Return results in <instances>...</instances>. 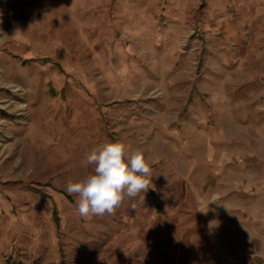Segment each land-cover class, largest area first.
<instances>
[{
	"label": "rangeland",
	"instance_id": "obj_1",
	"mask_svg": "<svg viewBox=\"0 0 264 264\" xmlns=\"http://www.w3.org/2000/svg\"><path fill=\"white\" fill-rule=\"evenodd\" d=\"M113 1L0 0V264H216L264 214V0ZM109 142L149 189L81 217Z\"/></svg>",
	"mask_w": 264,
	"mask_h": 264
},
{
	"label": "clouds",
	"instance_id": "obj_2",
	"mask_svg": "<svg viewBox=\"0 0 264 264\" xmlns=\"http://www.w3.org/2000/svg\"><path fill=\"white\" fill-rule=\"evenodd\" d=\"M84 161L92 170L66 185V191L76 197L81 217L115 215L125 197L143 199L149 189L151 166L140 149L128 150L122 142H109L85 153Z\"/></svg>",
	"mask_w": 264,
	"mask_h": 264
},
{
	"label": "crops",
	"instance_id": "obj_3",
	"mask_svg": "<svg viewBox=\"0 0 264 264\" xmlns=\"http://www.w3.org/2000/svg\"><path fill=\"white\" fill-rule=\"evenodd\" d=\"M122 5L126 6L135 3H141L142 0H120ZM158 1V0H157ZM155 0V4L157 3ZM115 0L111 4V9L115 8ZM115 8V9H114ZM121 8V11H125ZM255 201H258L255 198ZM253 219L246 218L245 214H241L238 224L228 222V225L236 226L238 235H223L221 242H215L210 246V254L207 257L209 261L216 264H264V214H255ZM212 241L214 239L211 238Z\"/></svg>",
	"mask_w": 264,
	"mask_h": 264
},
{
	"label": "bare ground",
	"instance_id": "obj_4",
	"mask_svg": "<svg viewBox=\"0 0 264 264\" xmlns=\"http://www.w3.org/2000/svg\"><path fill=\"white\" fill-rule=\"evenodd\" d=\"M28 107V105H26L25 103L22 105V108H27Z\"/></svg>",
	"mask_w": 264,
	"mask_h": 264
},
{
	"label": "trees",
	"instance_id": "obj_5",
	"mask_svg": "<svg viewBox=\"0 0 264 264\" xmlns=\"http://www.w3.org/2000/svg\"><path fill=\"white\" fill-rule=\"evenodd\" d=\"M46 62V61H45Z\"/></svg>",
	"mask_w": 264,
	"mask_h": 264
}]
</instances>
